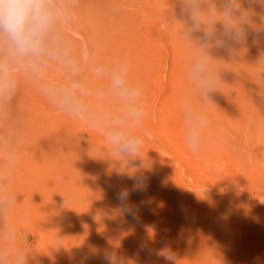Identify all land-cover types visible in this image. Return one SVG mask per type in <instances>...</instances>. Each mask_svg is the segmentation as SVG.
Here are the masks:
<instances>
[{
	"label": "rangeland",
	"instance_id": "374dc122",
	"mask_svg": "<svg viewBox=\"0 0 264 264\" xmlns=\"http://www.w3.org/2000/svg\"><path fill=\"white\" fill-rule=\"evenodd\" d=\"M225 3L54 0L51 54L28 63L0 50V75L15 82L0 103V264H81L85 253L103 264L107 251L125 264H264V0ZM125 64L144 116L112 87ZM210 73L218 91L200 83ZM69 90L87 120L54 103ZM205 113L193 152L187 133ZM108 132L143 137L139 156H120ZM131 174L146 178L130 197L135 219L112 191L131 189Z\"/></svg>",
	"mask_w": 264,
	"mask_h": 264
},
{
	"label": "clouds",
	"instance_id": "9594fccd",
	"mask_svg": "<svg viewBox=\"0 0 264 264\" xmlns=\"http://www.w3.org/2000/svg\"><path fill=\"white\" fill-rule=\"evenodd\" d=\"M258 0H248L249 5ZM225 7L230 11H239V0H226ZM59 12L54 4V0H0V50L4 55L17 62L31 63L44 55L51 54L48 47L52 38V32ZM224 35L231 41H244L247 37L245 30L237 29L233 34L226 28ZM206 65V61H201V70ZM128 65H123L112 76V87L118 90L119 95L129 102V112L134 117H141L146 114V105L136 104L135 101L140 95L138 88L129 87L125 79ZM201 85L208 91H218L220 80L216 73H210L200 81ZM15 89V82L5 80L0 75V103L11 98V93ZM57 106L68 115L87 120L83 107L75 100L74 93L66 91L58 102ZM205 128L209 125L207 113L200 117L199 123L194 125L187 133L190 149L199 152L203 138L200 134V126ZM106 140L112 145L115 151L123 157H138L143 145V137L125 135L121 132H108ZM132 181V187H113L117 206L126 215L134 219L138 211L137 206L131 202L130 197L133 192H143L146 178L143 175L133 174L127 177ZM146 255L158 256L163 252L165 259L174 262L176 257L171 251L154 250L147 244L140 249ZM5 252H0L2 261ZM89 257L85 253L82 255L81 264H88ZM103 264H125V258L118 256L115 252L107 251L102 256ZM26 256L21 254L17 257L15 264H25ZM147 264V262H146Z\"/></svg>",
	"mask_w": 264,
	"mask_h": 264
},
{
	"label": "bare ground",
	"instance_id": "6f19581e",
	"mask_svg": "<svg viewBox=\"0 0 264 264\" xmlns=\"http://www.w3.org/2000/svg\"><path fill=\"white\" fill-rule=\"evenodd\" d=\"M188 27V26H187ZM140 48V47H139ZM104 77V76H103ZM135 78V77H134ZM99 81V80H98ZM38 95V94H37ZM35 97V96H34ZM3 105H5V104H3ZM26 106V105H25ZM17 115V114H16ZM15 115V116H16ZM19 117V116H18ZM23 118V117H22ZM19 119V118H18ZM66 120V119H65ZM11 121V120H10ZM12 123V122H11ZM17 124H19V123H17ZM29 124H31V123H29ZM1 125V124H0ZM20 126V125H19ZM66 127V126H65ZM24 128H26V127H24ZM67 128V127H66ZM10 129V128H9ZM42 129V128H41ZM48 130V129H47ZM68 130V129H67ZM12 131V130H11ZM69 132V131H68ZM36 133V132H35ZM57 134V133H56ZM76 134V133H75ZM49 135V134H48ZM58 135V134H57ZM14 137V136H13ZM41 137H42V135H41ZM60 137V136H59ZM78 137V136H77ZM80 137V136H79ZM5 138H6V136H5ZM39 138V137H38ZM44 138V137H43ZM75 138V137H74ZM67 139H68V137H67ZM37 140V139H36ZM35 140V141H36ZM78 140V139H77ZM13 141H14V139H13ZM33 141V140H32ZM45 141V140H44ZM10 142V141H9ZM64 143V142H63ZM1 144V143H0ZM21 144V143H20ZM59 144V143H58ZM61 144V143H60ZM105 146V145H104ZM109 146H110V144H109ZM50 147V146H49ZM71 147V146H70ZM74 147V146H73ZM106 147V146H105ZM12 148H14V147H12ZM44 150V149H43ZM51 150V149H50ZM104 151V150H103ZM73 152V151H72ZM72 155V154H71ZM70 155V156H71ZM104 157V156H103ZM108 157V156H107ZM142 157V156H141ZM30 158V157H29ZM32 158V157H31ZM111 158V157H110ZM39 159V158H38ZM111 160V159H110ZM133 160V159H132ZM135 160V159H134ZM104 161V160H103ZM106 161V160H105ZM108 161V160H107ZM108 163V162H107ZM117 163V162H116ZM126 163H127V161H126ZM29 166H31V165H29ZM108 166H110V165H108ZM153 167V166H152ZM162 167V166H161ZM7 168V167H6ZM48 168V167H47ZM113 168V167H112ZM136 168V167H135ZM144 168V167H143ZM163 168V167H162ZM41 170V169H40ZM125 170V169H124ZM140 170V169H139ZM153 170V169H152ZM162 170V169H161ZM7 171V170H6ZM17 171V170H16ZM111 171V170H110ZM134 171V170H133ZM8 172V171H7ZM21 172V171H20ZM115 172H117V171H115ZM124 172V171H123ZM142 172V171H141ZM19 173V172H18ZM24 173V172H23ZM125 174V173H124ZM151 174V173H150ZM162 174V173H161ZM169 174V173H168ZM172 174V173H171ZM132 175V174H131ZM154 176V175H153ZM157 176V175H156ZM173 177V176H172ZM121 178V177H120ZM149 178V177H148ZM161 178V177H160ZM153 180V179H152ZM150 181V180H149ZM172 181V180H171ZM174 184V183H173ZM46 186V185H45ZM107 186V185H106ZM29 187V186H28ZM44 187V186H43ZM27 190V189H26ZM113 191V190H112ZM21 193V192H20ZM34 194V193H33ZM148 194V193H147ZM144 197V196H143ZM23 198V197H22ZM135 199V198H134ZM133 199V200H134ZM136 199H137V197H136ZM114 200V199H113ZM188 202V201H187ZM113 204V203H112ZM169 204V203H168ZM167 204V205H168ZM183 204V203H182ZM170 205V204H169ZM211 205H213V204H211ZM219 205V204H218ZM49 206V205H48ZM174 206V205H173ZM191 206V205H190ZM209 206V205H208ZM53 207V206H52ZM169 207V206H168ZM189 207V206H188ZM173 208H175V207H173ZM184 208H187L186 206H184ZM203 208V207H202ZM219 208H221V207H219ZM168 209V208H167ZM181 209V208H180ZM196 209V208H195ZM201 209V208H200ZM108 210V209H107ZM182 210V209H181ZM190 210V209H189ZM188 210V211H189ZM202 210V209H201ZM144 211V210H143ZM163 211H165V210H163ZM162 211V212H163ZM166 211H168V210H166ZM195 211V210H194ZM204 211V210H203ZM196 212V211H195ZM217 212V211H216ZM168 213V212H167ZM176 213V212H175ZM174 212H172V214L174 215L175 214ZM178 214V213H177ZM204 214V213H203ZM125 215V214H124ZM179 215V214H178ZM109 217V216H108ZM174 217V216H173ZM180 217V216H179ZM183 217V216H182ZM194 217V216H193ZM201 217V216H200ZM180 219H181V217H180ZM180 219L178 220V221H180ZM195 219V218H194ZM193 219V220H194ZM138 220V219H137ZM203 220V219H202ZM142 221V220H141ZM174 221V220H173ZM197 222V221H196ZM203 222V221H202ZM222 227V226H221ZM260 234V233H259ZM237 236V235H236ZM237 239V238H236Z\"/></svg>",
	"mask_w": 264,
	"mask_h": 264
}]
</instances>
